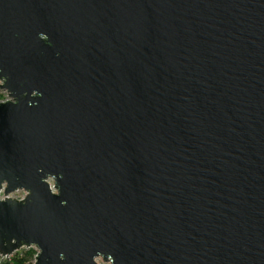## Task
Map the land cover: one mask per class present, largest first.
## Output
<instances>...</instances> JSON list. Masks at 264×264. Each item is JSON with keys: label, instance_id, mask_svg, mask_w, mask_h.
Segmentation results:
<instances>
[{"label": "water", "instance_id": "1", "mask_svg": "<svg viewBox=\"0 0 264 264\" xmlns=\"http://www.w3.org/2000/svg\"><path fill=\"white\" fill-rule=\"evenodd\" d=\"M0 90L1 264H264V0H0Z\"/></svg>", "mask_w": 264, "mask_h": 264}, {"label": "trees", "instance_id": "2", "mask_svg": "<svg viewBox=\"0 0 264 264\" xmlns=\"http://www.w3.org/2000/svg\"><path fill=\"white\" fill-rule=\"evenodd\" d=\"M3 100V93L0 90V102ZM37 251L35 249H23L14 254L6 264H33ZM1 264V263H0Z\"/></svg>", "mask_w": 264, "mask_h": 264}, {"label": "rangeland", "instance_id": "3", "mask_svg": "<svg viewBox=\"0 0 264 264\" xmlns=\"http://www.w3.org/2000/svg\"><path fill=\"white\" fill-rule=\"evenodd\" d=\"M2 93H3V100H2V101L7 100V99H8L7 93H6L5 91H3V90H2ZM24 195H25V193H24L23 191L14 194V196H15L16 198H22V197H24ZM36 251H37V250H36Z\"/></svg>", "mask_w": 264, "mask_h": 264}]
</instances>
